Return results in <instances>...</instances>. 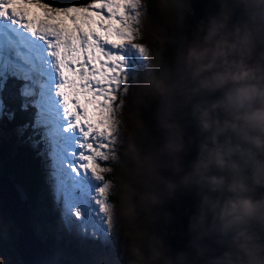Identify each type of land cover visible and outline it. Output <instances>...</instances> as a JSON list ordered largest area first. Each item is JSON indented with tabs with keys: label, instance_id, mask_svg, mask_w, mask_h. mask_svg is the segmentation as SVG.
Returning <instances> with one entry per match:
<instances>
[{
	"label": "clouds",
	"instance_id": "clouds-1",
	"mask_svg": "<svg viewBox=\"0 0 264 264\" xmlns=\"http://www.w3.org/2000/svg\"><path fill=\"white\" fill-rule=\"evenodd\" d=\"M153 7L102 173L109 232L124 264H264V0Z\"/></svg>",
	"mask_w": 264,
	"mask_h": 264
},
{
	"label": "snow or ice",
	"instance_id": "snow-or-ice-1",
	"mask_svg": "<svg viewBox=\"0 0 264 264\" xmlns=\"http://www.w3.org/2000/svg\"><path fill=\"white\" fill-rule=\"evenodd\" d=\"M131 7L0 0V118H15L3 95L12 81L19 109L35 110L17 134L42 130L32 146L44 144L64 226L102 242L110 235L102 173L115 152L112 113L131 55Z\"/></svg>",
	"mask_w": 264,
	"mask_h": 264
},
{
	"label": "rangeland",
	"instance_id": "rangeland-1",
	"mask_svg": "<svg viewBox=\"0 0 264 264\" xmlns=\"http://www.w3.org/2000/svg\"><path fill=\"white\" fill-rule=\"evenodd\" d=\"M50 2V0H49ZM58 2V3H55ZM53 2V4H78L83 5L88 2V0H57ZM52 3V2H50ZM133 7L129 9L131 14V40L129 41V49L131 55L128 57L126 61L127 71L124 76L121 78L122 91L118 93V102L116 103L113 113L112 119L115 126L114 131V144H115V152L112 154L111 152L108 154L109 158L115 157L122 145L123 138L125 135V124L126 121V113H127V105L125 101L127 100V94L131 91L133 82L137 77V73L140 72L145 64L147 63L145 59L144 50L138 45L147 44L150 49H152V43H154L152 30H153V19H154V7L153 2L151 0H147V4L145 6H140L138 0H132ZM137 33H143L142 39H137ZM153 53V49H152ZM152 58H153V54ZM15 89V88H14ZM16 91V89H15ZM31 110L30 118L33 119L34 109L29 108ZM4 119L6 117L0 118V136L2 134H6L2 129V125L4 124ZM15 144V143H14ZM43 151V150H42ZM109 161V160H108ZM41 166L45 173L43 190L50 193L51 189V197L53 200H47L49 206H45L42 211H29V215L33 222L34 232L41 239H46L47 232H50L51 235L54 236L53 242L50 245L52 248V252L54 255L63 258H69L72 264H124L123 259L121 258L120 249L118 247V243L114 240L113 236L116 232V229L113 228L109 235V239L107 242H102L98 238H93L90 234L82 233L77 231L76 229L68 230L67 227L64 226L61 219V211L60 205L57 203L55 194H54V183L51 180L50 176V160L47 158L46 154L41 155ZM111 163V161H109ZM13 176L9 173L5 172L3 168V162L0 160V187L9 190L12 197H19L17 193L20 191V188L15 186L12 181ZM105 179H111V177H105ZM15 180V179H14ZM16 182V181H15ZM17 185V184H16ZM40 210V209H39ZM51 214L54 218H52ZM1 221V220H0ZM3 227L4 224L2 223ZM59 229V231L56 230ZM19 232V230H18ZM60 234L64 235V239L60 241ZM16 235L19 236L16 232ZM72 236V237H71ZM71 237V238H70ZM59 238V239H58ZM23 239V237H22ZM24 240V239H23ZM28 250V249H27ZM39 253V252H38ZM36 251L32 253L27 251L28 256L32 258H36L39 255ZM41 254V253H40ZM52 263V262H51Z\"/></svg>",
	"mask_w": 264,
	"mask_h": 264
},
{
	"label": "trees",
	"instance_id": "trees-1",
	"mask_svg": "<svg viewBox=\"0 0 264 264\" xmlns=\"http://www.w3.org/2000/svg\"><path fill=\"white\" fill-rule=\"evenodd\" d=\"M55 1L57 0H52V2ZM151 1L153 2V0ZM157 47L158 45L155 42L152 43L153 62H155L154 57ZM12 85L13 82L10 81L9 91H6L3 95L8 109L15 111V118L13 120L4 119L2 129L6 134L0 136V160L3 162L5 172L12 175L16 184L24 189L31 211L38 210V212H41L45 206H49L47 200H53L51 197V189V194L47 190L46 192L43 190V187H45V173L41 166L40 153L44 150V144L40 143L37 147L32 146L34 140H40L42 130H37L34 133L33 129L29 128L23 136L17 134V128L32 122V118H30L32 114L31 110L25 112L19 109L20 101L13 95L15 89ZM111 199L115 200V197ZM51 216L54 218L52 214ZM0 220V264H24L17 251L18 243L16 232L18 233V231L12 221H10L7 213L2 209L1 198ZM2 223L4 224L3 227L1 226ZM46 240L48 246L51 247L52 244L50 245V241H53V236L49 232L47 233Z\"/></svg>",
	"mask_w": 264,
	"mask_h": 264
},
{
	"label": "water",
	"instance_id": "water-1",
	"mask_svg": "<svg viewBox=\"0 0 264 264\" xmlns=\"http://www.w3.org/2000/svg\"><path fill=\"white\" fill-rule=\"evenodd\" d=\"M10 179L15 186L20 188V191L17 192L19 197H12L11 195L13 194H10L9 190H5L0 187V198L2 200V209L7 213L10 221H12V223L19 230L17 233L19 235L17 236V251L21 256L23 263L42 264L40 261V255H37L36 258H32L27 254V251L30 253L36 251L37 253L39 252L38 254L41 253L45 264H72L69 259L54 255L46 243L35 235L32 229L31 219L29 217L30 208L25 191L22 187H19L18 184L16 185V182L12 179V177ZM5 198L6 204L8 200H11L14 204V206L10 207L12 210L10 213L5 208ZM19 237L21 239L23 237L24 240L22 239V242H19Z\"/></svg>",
	"mask_w": 264,
	"mask_h": 264
},
{
	"label": "bare ground",
	"instance_id": "bare-ground-1",
	"mask_svg": "<svg viewBox=\"0 0 264 264\" xmlns=\"http://www.w3.org/2000/svg\"><path fill=\"white\" fill-rule=\"evenodd\" d=\"M50 1L52 2V0H50ZM69 1H70V0H69ZM55 3H58V2H55ZM14 196H15V195H14ZM4 205H5V208L9 211V213L12 211L10 207L14 206V204H13V202H12L11 200H8V201H7V204H6V198H5V204H4ZM29 217H30V215H29ZM30 219H31V217H30ZM31 225H32V229H33V231H34L32 220H31ZM34 233H35V232H34ZM35 235H36V234H35ZM21 240H22V239L19 237V242H22ZM39 255H40V261H41V263H42V264H45V261H44L42 255H41V254H39Z\"/></svg>",
	"mask_w": 264,
	"mask_h": 264
},
{
	"label": "flooded vegetation",
	"instance_id": "flooded-vegetation-1",
	"mask_svg": "<svg viewBox=\"0 0 264 264\" xmlns=\"http://www.w3.org/2000/svg\"><path fill=\"white\" fill-rule=\"evenodd\" d=\"M14 226H15V225H14ZM5 227H6V225H5ZM15 228H16V226H15ZM18 228H19V227H18ZM16 229H17V228H16ZM56 230L59 231L58 228H56ZM17 231H18V229H17ZM47 233H48V232H47ZM49 233H50V232H49ZM46 235H47V234H46ZM50 235H51V234H50ZM52 236H53V235H52ZM46 237H47V236H46ZM71 237H72V236H71ZM71 237H70V238H71ZM53 238H54V236H53ZM58 239H59V238H58ZM62 239H64V236L60 234V241H59V242H61ZM42 240H43V239H42ZM43 241H44V242L46 243V245L48 246V244H47V240L45 239V240H43ZM52 242H53V241H52ZM52 242H51V243H52ZM48 247H49V246H48ZM49 248H50L51 251H52V248H51V247H49ZM67 259H69V258H67ZM69 260H70V259H69Z\"/></svg>",
	"mask_w": 264,
	"mask_h": 264
}]
</instances>
